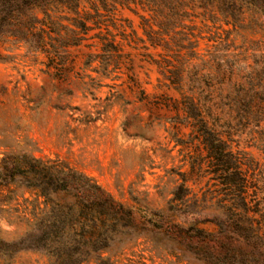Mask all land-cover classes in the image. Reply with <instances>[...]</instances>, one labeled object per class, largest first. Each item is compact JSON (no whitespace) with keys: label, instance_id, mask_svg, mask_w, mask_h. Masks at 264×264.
<instances>
[{"label":"trees","instance_id":"16d2710c","mask_svg":"<svg viewBox=\"0 0 264 264\" xmlns=\"http://www.w3.org/2000/svg\"><path fill=\"white\" fill-rule=\"evenodd\" d=\"M83 2L92 13L81 11ZM109 2L140 4L150 13L141 17V26L149 46L163 53L158 59L147 56L168 81L164 85L179 94L174 108L183 114L179 122L190 127L187 179L199 183L205 178L207 188L200 198L194 192L186 197L191 190L185 187L181 194L180 185L167 211L134 209L79 169L33 154H7L0 159V186L20 181L33 196L25 198L30 207L20 217L27 229L12 240L0 238V251L25 241L43 248L51 264L92 259L111 264L104 250L116 237L141 230L184 243L208 264H264V218L255 193H247L251 159L230 145L231 130L252 129L264 138V41L234 45L224 38L200 54L197 35L183 23L189 10L200 9L203 16L242 29L246 14L264 15V0H0V38L44 53L46 66L61 77L68 68L67 48L96 37L100 51L88 53L84 64L98 60L106 70L117 64L120 43L106 29L88 32L103 24L99 6L110 11ZM201 223L214 229L205 230Z\"/></svg>","mask_w":264,"mask_h":264},{"label":"rangeland","instance_id":"374dc122","mask_svg":"<svg viewBox=\"0 0 264 264\" xmlns=\"http://www.w3.org/2000/svg\"><path fill=\"white\" fill-rule=\"evenodd\" d=\"M108 7L112 9L99 6L103 24L88 32L91 36L108 30L120 43L117 64L106 70L98 60L84 64L88 53L100 51L96 37L67 48L68 68L61 77L46 66L44 53L28 52L24 45L0 38V159L7 154L55 159L92 177L125 206L167 211L180 185L179 193L186 194L187 187L191 193L186 197L194 192L200 198L206 179H187L193 152L190 127L179 122L183 114L174 108L179 94L164 85L168 81L147 56L158 59L163 53L161 47L149 46L141 26V17L149 18L150 13L135 3L109 2ZM80 9L93 12L85 2ZM189 13L183 23L197 35L200 54L224 38L234 45L264 41V15L246 14L247 25L233 29L203 16L200 9ZM230 133L232 149L251 159L247 193H255L264 218V138L252 129ZM199 151L204 153L200 144ZM9 187L0 186L2 240L25 232L20 217L30 207L25 198L33 196L20 181ZM198 226L214 229L210 223ZM261 232L264 236V225ZM26 245L24 241L11 251H0V264L52 263L43 248ZM102 255L111 264H208L184 243L141 230L116 237Z\"/></svg>","mask_w":264,"mask_h":264}]
</instances>
